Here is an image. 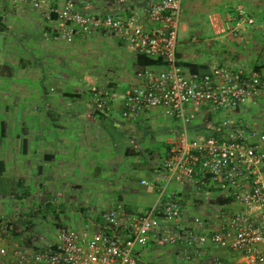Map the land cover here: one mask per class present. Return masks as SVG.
<instances>
[{
	"label": "built area",
	"instance_id": "2783aa9c",
	"mask_svg": "<svg viewBox=\"0 0 264 264\" xmlns=\"http://www.w3.org/2000/svg\"><path fill=\"white\" fill-rule=\"evenodd\" d=\"M44 3L32 1L35 8ZM46 8L56 15L55 40L71 43L103 31L136 54L161 60L140 70L125 89L120 117L133 121L159 109L178 121L179 131L167 142L158 170L164 185H152L157 197L144 213L118 205L80 229L59 228L41 245L17 239L11 222L25 207L15 203L13 216L0 217V264H141L137 251L148 244L173 247L184 260L221 249L237 253L244 264H264V130L254 121L222 116L246 99L264 98V74L224 64L206 72L184 66L177 55L182 0H145L143 15L88 12L73 0ZM90 93L95 109L106 112L120 97L109 87ZM200 114L212 116L208 133L190 137ZM173 181L208 195V210L190 213L181 193L168 191Z\"/></svg>",
	"mask_w": 264,
	"mask_h": 264
},
{
	"label": "crops",
	"instance_id": "0c3cea01",
	"mask_svg": "<svg viewBox=\"0 0 264 264\" xmlns=\"http://www.w3.org/2000/svg\"><path fill=\"white\" fill-rule=\"evenodd\" d=\"M32 1L0 0V41L4 47L14 49L8 57L5 51L0 61V65L11 68V73L0 71V76L14 77L13 66L23 70L33 67L34 72L39 67L44 72L43 78L38 81L39 84L36 83V96L15 98L13 101L17 105H14L11 112H7V109H10L7 91H2L4 97L1 103L5 107L7 120L1 121L0 160L5 162L6 172H27L32 178V174L46 172L48 180L54 182L56 177H50L49 173H55L58 168L70 172L68 169L72 164L75 165L74 161L77 163L76 171L83 168L84 161H76L71 157L84 156L86 142L95 137L92 135L96 129H104L106 132L102 134V139L104 136L107 138V135H104L108 133L107 130L115 127L119 132L120 126L129 128L131 123L138 125L150 112L133 121H121L114 115H120L123 92L137 81V73L142 70L136 63L137 54L132 47L115 36L104 34L103 31L78 38L71 43L55 40L58 25L56 15L48 12L46 4L58 7L67 0H41L45 3L40 8H35ZM73 1L81 10L88 12L103 14L111 11L121 15L145 13V0H134L124 7L114 8H92L88 0ZM214 3L212 0L182 1V24L178 31L183 35L189 33L190 38L180 41L177 36V55L181 63L199 65L198 72H206L212 66L224 64L245 70H257L264 74V40H259L264 39L261 32L264 27V8H245V5L241 4L235 8H215ZM103 42L123 49L120 65L99 66L98 61L90 57L91 63L83 59L81 64L78 62L80 65L77 68L73 67L72 59L81 60V56L87 55L85 50ZM35 76L39 77V74ZM75 76L89 83L81 81L73 85L70 80ZM90 76H98L102 80L96 81L90 79ZM95 86L109 87L120 92L114 109L111 112H102V116L96 113L90 99V91L96 88ZM13 87L18 88L16 84L11 85V88ZM49 91L52 93H48ZM32 98V102H29ZM36 103H43L45 106L46 115L43 118L39 116V109L42 107ZM18 104L23 107L20 108ZM44 123L51 129L42 132L39 127L29 128L30 125L43 126ZM8 126H11L10 130ZM15 126L18 127L15 129ZM171 131L175 132L173 137L177 135L179 125L174 126ZM170 138L172 137H169L167 142ZM165 146L167 147V144ZM7 167L11 170L7 171ZM19 182L22 183L23 180ZM184 183L186 186L190 185L187 181ZM151 187L154 191L153 186ZM21 219L24 220V217L17 219L16 224Z\"/></svg>",
	"mask_w": 264,
	"mask_h": 264
},
{
	"label": "rangeland",
	"instance_id": "374dc122",
	"mask_svg": "<svg viewBox=\"0 0 264 264\" xmlns=\"http://www.w3.org/2000/svg\"><path fill=\"white\" fill-rule=\"evenodd\" d=\"M88 1L92 8H114L124 7L134 0ZM213 1H215V8H224L225 6L235 8L238 4L245 5V8H264V0ZM178 33L180 41L190 38L189 33L183 35L180 30ZM259 40L264 39L260 38ZM11 50L14 49L4 47L0 41V61L4 57L5 51L8 57ZM85 51L87 55L81 56V60H71L74 68H77L83 59L91 63L90 57L98 61L99 66L121 64L123 49H119L111 43L103 42V44L94 45L90 47V50ZM34 65L39 66L38 64ZM13 67L15 68L14 77L13 75L12 77L0 76V132L2 131L1 121L6 119L5 107L1 103L4 97L2 91H7L6 95L10 108L7 109V112H11L16 104L15 98L24 99V97L34 98L36 96L38 90L36 83L39 84L38 81L43 78L44 73L39 67L36 68L37 71L35 72L33 67L27 70ZM38 74L39 77H34ZM75 77V79L71 77L70 80L73 85L81 81L89 83L85 79ZM91 78L96 81L102 80L98 76L96 78L90 76ZM15 84L18 88H11V85L15 86ZM48 93L52 92L49 91ZM33 98L29 99V102H32ZM22 104H18L20 108L23 107ZM36 104L42 107L39 109V116L43 118L46 115L45 106L43 103ZM67 108L70 110L69 107ZM18 110L20 111V109ZM114 115L124 121L118 113ZM222 116L251 120L264 130V98L246 99L240 108L231 114L227 113ZM28 117L33 119L32 116ZM145 117L138 126L131 123L129 128L120 127L119 132L115 127L111 128L112 131L106 129L108 133L104 135H107L108 140L105 136L102 139V134L106 132L104 129L99 128L97 130L95 128L96 131L92 135L95 137L86 142L84 156L82 158L71 157L76 161L77 159L80 162L84 161L83 168L81 167L76 171L77 163L75 161V165L72 164V167L70 166L68 169L70 172H66L67 170L64 168L62 170L58 168L55 173H49L50 177H56L54 182L48 180V173L46 172L32 174L33 178L27 172H6L0 176V217L13 216L15 203L25 207V210L21 211L24 220H19L15 225L17 239L19 241H26V238H30V241L35 239L43 245L55 239L59 228L80 229L89 224L95 217L108 213L118 205L127 206L135 213H144L157 197L156 191H153L151 186L164 185L162 173H159L158 170L165 155L167 140L175 134L171 129L179 125L178 121L166 116L159 109L151 111ZM211 122L207 116L200 114L192 123V129L189 132L190 137L207 134ZM17 127L15 126V129ZM32 127H39L42 132L51 129L47 123H44L43 126L30 125L29 128L32 129ZM167 128L170 131H164ZM8 129L10 130L11 126H8ZM122 134H126L127 139L125 136L122 137ZM125 148L127 153L124 152ZM1 157L0 155V159ZM10 170V167H7V171ZM21 179L23 180L22 183L19 182ZM167 189L181 193L184 190L182 199L190 213H204L208 210V195L195 192L191 185L186 186L184 182L173 181L168 184ZM140 250V260L145 264H244L237 253L221 249H214L202 258L190 260L182 259L175 248L169 246L148 244Z\"/></svg>",
	"mask_w": 264,
	"mask_h": 264
},
{
	"label": "trees",
	"instance_id": "16d2710c",
	"mask_svg": "<svg viewBox=\"0 0 264 264\" xmlns=\"http://www.w3.org/2000/svg\"><path fill=\"white\" fill-rule=\"evenodd\" d=\"M136 63L142 69H144L145 67L157 66V65H161L162 64L161 60L152 59V58H150L148 56H145L143 54H137L136 55ZM184 65L187 66L190 69V71H192V72H198L199 71V65H197V64H194V63L185 64L184 63ZM0 71L1 72H5L6 71L8 73H11V68L8 67L7 65H0ZM95 111H96V113L100 114L101 116L104 115L102 112H106V111L97 110V109ZM207 118H208V120H212V116L211 115H208ZM136 126H138V125H136ZM120 127L123 128V126H120ZM120 127L118 128V130L120 129ZM122 135H123L122 137L125 136L126 139H127L126 134H122ZM124 152L127 153L126 148H125ZM137 152H139V151H137ZM5 173H6V164H5V162L3 160H0V176H2ZM219 201L221 202V200H219ZM124 207H125V209L127 211L132 212V210L129 207H127V206H124ZM22 217H24L23 214L21 215V218ZM11 224H12L13 228L15 229L16 220H13L11 222ZM26 241L30 242V238H26ZM140 249L137 251V254H139V255H140V252H141ZM140 263L141 264H145V262H143L142 260H140Z\"/></svg>",
	"mask_w": 264,
	"mask_h": 264
}]
</instances>
